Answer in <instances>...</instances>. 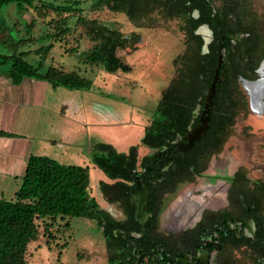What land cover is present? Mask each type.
Here are the masks:
<instances>
[{
  "label": "trees",
  "instance_id": "obj_1",
  "mask_svg": "<svg viewBox=\"0 0 264 264\" xmlns=\"http://www.w3.org/2000/svg\"><path fill=\"white\" fill-rule=\"evenodd\" d=\"M224 0H219V2ZM215 0H95L92 7L101 9L107 7L114 12L124 13L131 22L139 28H155L162 21L166 22L180 16H187L192 35L200 24L209 23L218 37L212 45L210 54H202V39H190L199 42V50L191 54L188 48L183 56L175 60L176 75L169 87L164 90V96L159 104L161 118L153 120L145 129L142 144L156 148L169 144L191 116L196 100L205 96L210 88L216 68L218 66L219 37L226 36L229 44L231 36L241 33L242 28H249V36L264 37V17L255 13L248 0H240L237 11L236 24H232L225 13L217 10L214 13L212 5ZM220 2V3H221ZM16 5L23 16L45 8L57 15L52 19V30L39 39L32 40L30 36L36 28V19L24 21L27 34L21 29H14L17 36L11 35L12 44L1 37L0 26V65L6 67V76L13 85L19 86L27 79L43 81L53 89L90 91L94 89L93 80L79 70H69L64 66L54 64L45 66L46 61L55 48L56 43L66 41L71 34V27L67 20L78 17L77 23L86 29V34L94 39L93 31L100 33L98 44L88 54L79 53L72 46L68 52L71 55L83 56V61L91 67H101L105 72L117 74L130 72L132 67L119 54L120 51L133 47V43L122 32L110 28L97 20H89L82 16L84 8L68 4H56L54 1L37 0H0V11L10 5ZM79 4V3H78ZM194 12H198L196 18ZM216 14V15H215ZM214 15V16H213ZM18 24V22H17ZM14 31L12 33H14ZM20 36V37H19ZM40 43L34 51L40 59L37 63L27 57L30 51L21 50L22 47ZM13 45L12 53L6 52L7 47ZM197 58L196 65L189 62V58ZM230 54L223 61L220 75L223 78L217 85L219 93L214 98V105L225 101L224 107L230 109L233 96L230 86L231 69ZM233 120L235 113L227 115ZM0 136L18 137L17 134L0 130ZM223 138V139H222ZM225 141L224 137L213 135L212 129L206 133L205 143L208 147L219 148ZM138 145L132 146L127 153L119 152L113 145L95 141L88 151L90 163L100 168L113 180V185L101 183L102 191L110 192L108 201L122 202L124 211L128 215L129 227L115 220L107 211L103 210L96 198L90 194V167L76 164H63L45 155H31L26 170L21 177V185L14 200L0 198V264H28L30 243L39 236V220H56L58 218H81L95 220L104 231L110 251V264H134L136 257L132 255V247L114 234L118 230H138L135 222V206L132 202L135 187L133 183L138 173ZM245 178V177H244ZM150 192V207L155 213L156 190ZM241 201L247 208V203ZM52 223L45 221V232H51ZM69 227V224H66ZM51 237V235H49Z\"/></svg>",
  "mask_w": 264,
  "mask_h": 264
},
{
  "label": "rangeland",
  "instance_id": "obj_2",
  "mask_svg": "<svg viewBox=\"0 0 264 264\" xmlns=\"http://www.w3.org/2000/svg\"><path fill=\"white\" fill-rule=\"evenodd\" d=\"M42 1H54L56 4L82 7L85 9L82 13L83 17L89 20H97L122 32L135 45L119 52L120 56L131 65L132 70L130 72L120 71L117 74H110L101 67H91L83 61V56L71 55L68 50L74 46L82 55L88 54L100 44V33L93 31L94 39H92L86 34V29L77 23L78 17H72L67 20L71 27V34L67 36L66 41L56 43L45 66L54 64L64 66L69 70H79L82 74L90 77L94 82V88L110 97L111 101L116 103V107L124 108L123 106H127L134 110L144 111L147 116L152 118V121L161 118L158 107L163 99L164 90L169 87L172 78L176 75L175 60L183 56L188 48L191 54H195L199 50V42L190 41V39L199 38L192 35V26H189L187 16H180L166 22L162 21L155 28H139L124 13L114 12L107 7L94 9L92 5L95 0ZM248 1L252 4L255 13L257 12L259 16L264 17V0ZM220 2L215 0L214 8L225 13L229 20L230 17L234 16L237 21L240 0ZM194 15L197 18L198 12H194ZM58 18L57 15L48 12L43 7L39 11L30 9V14L23 16L16 5L12 4L0 11L1 36L3 38H7L10 34L17 36L14 29H21L22 33L26 35L24 21L36 19V28L30 38L32 40L39 39L50 32V29L52 30L51 20ZM248 29L247 27L242 28V32L236 35L238 37L247 36L249 35ZM13 31L14 33H12ZM195 33L205 34V32L201 31L200 33L198 30ZM251 38L255 41L250 55L253 62L257 64L264 59V37L259 38V36L252 35ZM204 39L206 38L204 37ZM40 45V43L31 44V46L22 47L21 50L30 51L27 58L31 62L37 63L40 57L35 55L34 51ZM13 50L14 47L10 45L9 52ZM206 51L207 47L204 46L203 52ZM189 62L194 66L197 63V58L190 57ZM6 71V67L0 65V77L6 76ZM231 81L237 118L232 128V136L226 143L223 152L212 160L208 171L196 179L195 183L184 184L175 195L168 196L163 201L159 230L161 235L172 234L171 240L178 248L181 246V239L186 232L185 230L195 227L198 223V220L195 221L192 217L185 223L184 228H177L178 222L182 221L181 218L188 213V209L178 212L179 221L169 220L170 210L175 209L174 216L178 209L182 207L184 209L188 204L184 200V195L171 207L174 200L184 190H195L190 207L199 209V218L205 213L208 219H212L218 212L226 209L240 216L244 213L243 206L239 202L242 199L246 203L254 199L259 200V209L264 216V195L255 189V184L253 185V182L257 180L264 181V116L256 115L249 108L250 97H248L243 84L238 80V73H231ZM51 89L59 95V98H61V91L69 92L65 88L53 89L51 87ZM54 103L56 101L52 103V109L49 105L50 111L47 116H44L43 107L37 106L30 109V114H18L16 121L14 120L10 125L11 129L13 128L12 132L24 135L35 143L33 146L35 150L32 151L34 154L49 156L62 162L59 157L53 155L57 148L44 141L45 138H55L56 128L64 123L62 117L55 113L57 106ZM58 111L60 112V108ZM140 143L141 141H138V144ZM240 167H243L246 178L242 183L235 186L238 197H233V200L229 202L227 193L232 184L231 179ZM18 168L19 166H17L15 173L17 172L16 174L20 176L22 172L18 173L20 171ZM98 172L106 177L99 168L93 166L90 171L91 195L97 199L101 208L108 211L115 219H125L123 203L108 201L110 192L106 197L101 188L103 178L96 179L99 177ZM12 179L13 190L10 192V197L11 200H14L17 189L20 187V179L18 176L12 177ZM248 180L250 181L247 182ZM105 182L115 183L111 179H105ZM218 185L223 186L220 188L222 192V199L219 198L220 200L206 191L209 187L217 188ZM225 191L226 195L224 194ZM238 192L241 194L240 197ZM5 197L7 199L8 195ZM234 198H238L239 201ZM136 199L139 205L143 204V199L140 197ZM193 213L192 211V215ZM45 221L53 224L51 232H45ZM38 224L40 225V234L29 245L28 264H107L108 252L104 237L92 220L58 218L56 220H39ZM66 224H69V227H66ZM260 255L259 251L251 249L250 246L228 244L222 252L217 254L218 257L216 254L213 255L212 262L214 261L215 264L216 260L218 264H256L255 259Z\"/></svg>",
  "mask_w": 264,
  "mask_h": 264
},
{
  "label": "flooded vegetation",
  "instance_id": "obj_3",
  "mask_svg": "<svg viewBox=\"0 0 264 264\" xmlns=\"http://www.w3.org/2000/svg\"><path fill=\"white\" fill-rule=\"evenodd\" d=\"M212 9L214 13L217 12L214 5H212ZM197 18H199V16ZM230 22L236 24V17H230ZM197 30L200 31V33L201 31L205 32V34L201 33L203 36L197 34L200 36L199 39H202L203 42L201 53L203 55L210 54V47L218 37L215 35L209 23L200 24ZM236 34L237 32L229 38L231 39L229 44L226 41V39H228L226 36L221 35L219 37L218 57L222 56L223 61H225L228 54H230V59L232 60L230 78L232 72L238 73V80L243 84L248 97H250V99L248 98L249 108L256 115L264 116V59L257 64L254 63L250 52L254 48L255 39H252L249 35L238 37ZM204 37L206 39H204ZM204 46L207 47L206 52H203ZM222 80L223 78L219 75L218 83ZM246 83L250 90L247 89ZM211 86L207 90L205 96H200L196 100L195 106L191 111V116L186 125L183 126L182 132L178 133L173 140H170L169 144L156 148L146 146L148 148V153L143 156L139 154L140 151L138 148V173L133 183H127L130 185L132 184L135 187L136 193L132 195V202L135 206L133 216L135 222L139 225V229L136 231H126L122 229L116 231L114 234L116 237L122 238L128 246L132 247V255L136 257L134 264H214V261L212 262L213 255L216 254L217 256V254L222 252L228 244L250 246L251 249L257 250L261 253V255L255 259L256 264H264V216L259 209L260 201L257 199L248 201L246 204L247 208L243 210L244 213L240 216H237L226 209L218 212L212 219H208L205 213L199 218V209H192L190 207L195 190L187 189L184 190L176 200H174L171 207L183 198L184 195V200L188 204L184 209L183 207L178 209L174 216L173 212L175 209L170 210V207L169 220L179 221L177 217L178 212L188 209V213L181 218L182 221L178 222L179 226H177V228H184L185 223H187L192 217L195 221L198 220L196 226L185 230L186 232H184L183 238L181 239L182 242L180 248L173 244L170 237L172 234L161 235L159 230L164 199L168 196L175 195L184 184L195 183L197 181L196 179L202 177L208 171L212 160L223 152L226 143L232 136V128L234 127L237 118L234 101L229 110L224 107L225 101L218 102L214 105V98L219 93L216 86V94L213 97L212 102L209 103L207 96ZM253 96L258 104L256 111L252 109ZM233 112L235 113V117L233 120L231 119L230 122V117L227 118V115ZM207 117H209L210 120L209 129H212V134L221 137L223 136L225 141L219 148L208 147L203 143L206 132L192 147L183 151L182 147L183 145L188 144L189 136L192 134L193 130L201 125L202 121ZM138 147L140 146L138 145ZM94 167L98 168L95 165ZM102 172L104 173V171ZM243 172V167H240L231 179L232 184L227 193V199L229 202L233 200V197H238L235 191V186L242 183L246 178ZM98 174L101 175V172H98ZM105 176L106 177L103 175L104 178L102 182L107 185H113L120 180H114L115 183L110 184L105 182V179H110L106 174ZM99 178L100 177L96 179L98 180ZM249 181L250 180L247 182ZM254 184L255 189L264 195V181L257 180L253 182V185ZM222 187V185H218L217 188L209 187L206 191L212 193L214 197L219 199L222 197V192L220 190ZM152 188H155L153 189L154 191L156 190L157 206L154 208L155 213L150 210V192ZM142 190H144L143 206L140 209L136 198H141L140 191ZM146 190L148 192L145 196ZM224 194L226 195V191ZM240 196L241 194L239 193V197ZM234 199L238 200V198ZM243 200L244 199H242V201ZM239 202L241 203V201ZM192 211L194 212L193 215ZM123 213L125 215V219L123 220L115 219L110 213L109 214L115 220L123 223L127 228L132 222L129 220L125 211H123ZM92 221L97 225L99 231L104 237L108 252L107 264H110V251L105 233L95 220ZM215 264H218L216 260Z\"/></svg>",
  "mask_w": 264,
  "mask_h": 264
},
{
  "label": "crops",
  "instance_id": "obj_4",
  "mask_svg": "<svg viewBox=\"0 0 264 264\" xmlns=\"http://www.w3.org/2000/svg\"><path fill=\"white\" fill-rule=\"evenodd\" d=\"M11 35L7 38L1 37L12 44ZM9 47L6 52L12 53L14 50L9 52ZM54 101L57 106L55 113L62 117L64 123L56 128L55 138H45L44 141L57 148L53 155L59 157L61 163L90 166L92 169L94 165L90 163L88 151L95 141L111 144L119 152H128L131 146L140 145V154L143 156L148 153V148L142 143L138 144V141H142L152 118L141 110L127 106L116 107L110 97L95 88L90 91H61L59 98L46 82L27 79L21 85L15 86L7 76H2L0 130L14 133L10 123L16 121L18 114H30V109L37 106L43 107L44 116H47L49 105L52 109ZM14 134L18 137L0 136V198L8 195L7 200L12 199V177L18 176L21 185V177L30 156L41 155L32 152L35 150L33 141L24 135ZM17 166L20 170L18 173L22 172L20 176L15 173ZM99 177L104 178L102 173Z\"/></svg>",
  "mask_w": 264,
  "mask_h": 264
},
{
  "label": "water",
  "instance_id": "obj_5",
  "mask_svg": "<svg viewBox=\"0 0 264 264\" xmlns=\"http://www.w3.org/2000/svg\"><path fill=\"white\" fill-rule=\"evenodd\" d=\"M222 62H223V57L220 56L219 57V61H218V66L216 68V74H215L214 82H213V84L211 86V89L209 90V93H208V96H207V100H208L209 103L212 102V99H213V97L216 94V86H217V83H218V80H219V75H220V71H221ZM246 87H247V83H246ZM247 89L250 90V88H248V87H247ZM257 106H258V104L256 102V99L253 96L252 97V109L254 111H256L257 110ZM260 114H262V113H260ZM209 126H210V120H209V117H207L206 119H204L202 121L201 125H199L195 130H193L192 134L189 136L188 144L183 145L182 150L186 151L190 147H192L194 145V143L197 140H199L207 132V130L209 129ZM147 192L148 191L146 190L145 196H146Z\"/></svg>",
  "mask_w": 264,
  "mask_h": 264
},
{
  "label": "bare ground",
  "instance_id": "obj_6",
  "mask_svg": "<svg viewBox=\"0 0 264 264\" xmlns=\"http://www.w3.org/2000/svg\"><path fill=\"white\" fill-rule=\"evenodd\" d=\"M140 194H141V199H143V196H144V190L140 191ZM142 206H143V204H142V205L140 204V205H139V208L141 209Z\"/></svg>",
  "mask_w": 264,
  "mask_h": 264
}]
</instances>
